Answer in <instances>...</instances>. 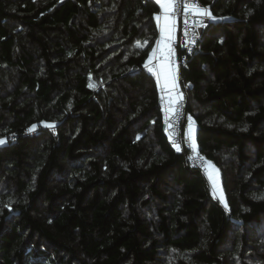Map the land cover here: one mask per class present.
I'll return each instance as SVG.
<instances>
[{"label": "trees", "instance_id": "obj_1", "mask_svg": "<svg viewBox=\"0 0 264 264\" xmlns=\"http://www.w3.org/2000/svg\"><path fill=\"white\" fill-rule=\"evenodd\" d=\"M200 1L183 128L223 203L169 145L153 0H0V264H264V0Z\"/></svg>", "mask_w": 264, "mask_h": 264}, {"label": "built area", "instance_id": "obj_2", "mask_svg": "<svg viewBox=\"0 0 264 264\" xmlns=\"http://www.w3.org/2000/svg\"><path fill=\"white\" fill-rule=\"evenodd\" d=\"M182 2L196 3L205 7L200 0H182ZM174 20L178 23V32L172 35L171 47L173 49V55L171 57V66L177 74L178 66H184L187 63L188 57L196 52L200 51L199 43L201 41L204 30L210 23H213L214 19H209L206 16L195 15L191 12H185L181 7L180 11L174 16ZM180 48L181 56L177 57V49ZM176 84L179 87V78L176 76ZM179 95H183V90L179 88ZM162 101H164L162 99ZM184 100L183 98H177L176 103L171 107L174 109L175 114L169 112L165 116V133L168 138L171 148L176 150L173 145V141L180 145L181 150L185 152L186 160L190 168L198 171L204 177L208 178L207 161L198 152L192 149V142L188 136V129L185 126L183 128L184 119ZM51 134H56V129H50ZM36 133L34 129L32 132H27L26 135ZM13 136L10 137L13 140ZM191 157V159L189 158ZM203 157V159H201Z\"/></svg>", "mask_w": 264, "mask_h": 264}, {"label": "snow or ice", "instance_id": "obj_3", "mask_svg": "<svg viewBox=\"0 0 264 264\" xmlns=\"http://www.w3.org/2000/svg\"><path fill=\"white\" fill-rule=\"evenodd\" d=\"M157 3L160 4V8L162 10V17L156 16V20L159 22L163 19V27L161 29L162 38L157 42V48L152 50V54L149 56V63L155 58L159 62V67L157 68L155 65L149 68V71L157 77V81L159 83L160 78L164 79V86L169 90L174 89L176 85V75L175 70L171 66V57L174 54L173 49L171 47L172 41V33L175 28V20L174 16L180 11L181 7L185 12H191L195 15L206 16L209 19H216L212 16L211 11L207 7L200 6L196 3H188L182 2V0H157ZM145 67L148 68V64H145ZM92 85H90L91 87ZM182 98V97H181ZM176 103L173 99L170 101L169 112L175 114L174 109L171 107V104ZM189 126H188V136L192 142V149L196 151V135L195 129L192 127L193 121L191 117H188ZM35 125L28 129L29 132H32L35 129ZM48 127H55V125H48ZM6 143L5 139H0V145ZM173 145L176 148V151H181V147L175 141H173ZM191 159V157H189ZM203 159V157H201ZM209 167L212 171L208 175V179L211 181L213 189L219 190L221 192V200H223L222 189L219 188L218 184V176L219 170L215 168L214 165H211L209 162ZM215 194V192H214ZM260 199H264V197H260ZM225 207L227 205L225 204Z\"/></svg>", "mask_w": 264, "mask_h": 264}, {"label": "crops", "instance_id": "obj_4", "mask_svg": "<svg viewBox=\"0 0 264 264\" xmlns=\"http://www.w3.org/2000/svg\"><path fill=\"white\" fill-rule=\"evenodd\" d=\"M156 4H157V6H158V9H159V12H158V14L156 15V16H161L162 17V15H163V13H162V10H161V8H160V4H158L157 3V0H153ZM156 22H157V26H158V29H159V38H158V40H157V42L158 41H160L161 40V38H162V32H161V29H162V27H163V19H161L159 22L156 20ZM178 29H179V27H178V23L175 21V28L173 29V33H172V35L173 34H175L176 32H178ZM157 42H156V45H155V47H154V49L155 48H157ZM151 54H152V52H151ZM150 54V55H151ZM146 64H148V68H147V70L149 71V68H151V67H153V65H155L157 68L159 67V62L155 59V58H153V60L151 61V63H149V58H148V60H147V62H146ZM150 72V71H149ZM151 73V72H150ZM152 74V73H151ZM153 75V74H152ZM175 75L177 76V74L175 73ZM154 77H155V79H156V82H157V85H158V89H159V92H160V95H161V97H162V99L164 100V101H162V110H163V113H164V116H166V115H168L169 114V106H170V101L171 100H177V98H183V95H179V88H180V85H179V87H178V85L176 84L175 85V88L174 89H171V90H169L168 88H165V86H164V79H163V77H161L160 78V81H159V83H158V81H157V77L155 76V75H153ZM173 104H171V106H172ZM188 126H189V122H188V124H187V129H188ZM192 127L196 130V128H195V124L193 123V125H192ZM211 171H212V169H211ZM219 177V176H218ZM219 179V178H218ZM218 184H219V181H218Z\"/></svg>", "mask_w": 264, "mask_h": 264}, {"label": "rangeland", "instance_id": "obj_5", "mask_svg": "<svg viewBox=\"0 0 264 264\" xmlns=\"http://www.w3.org/2000/svg\"><path fill=\"white\" fill-rule=\"evenodd\" d=\"M53 135V134H52ZM207 169H208V175H209V173L211 172V168L209 167V163L207 164ZM211 182V181H210ZM212 184V183H211ZM214 190V189H213ZM214 192H215V195H216V197L220 200V201H222L221 200V192L219 191V190H214ZM222 203H223V201H222ZM229 248V247H228Z\"/></svg>", "mask_w": 264, "mask_h": 264}, {"label": "water", "instance_id": "obj_6", "mask_svg": "<svg viewBox=\"0 0 264 264\" xmlns=\"http://www.w3.org/2000/svg\"><path fill=\"white\" fill-rule=\"evenodd\" d=\"M219 178V177H218Z\"/></svg>", "mask_w": 264, "mask_h": 264}]
</instances>
